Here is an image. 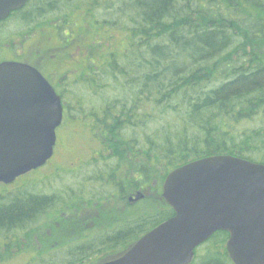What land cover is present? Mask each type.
Instances as JSON below:
<instances>
[{"label":"trees","instance_id":"obj_1","mask_svg":"<svg viewBox=\"0 0 264 264\" xmlns=\"http://www.w3.org/2000/svg\"><path fill=\"white\" fill-rule=\"evenodd\" d=\"M80 3L98 37L93 45L108 49L101 57L89 54L87 70L60 78L61 87L53 83L64 106L59 131L76 122L93 159L79 183L131 194L156 174L162 185L173 170L205 157L230 155L264 164V0H30L0 22V51L6 37L13 42L60 14L70 25L66 33L74 34L81 26L71 16ZM73 83L84 89L77 91V85L72 92ZM39 191L0 193V251L5 248L8 255L0 264L16 260L10 247L27 255V264L41 254L31 251L33 243H25L24 236L57 193ZM160 197L162 204L138 219L70 245L64 252L72 260L64 257L58 264H87L85 258L103 250L132 246L175 215ZM228 239L227 231L213 233L191 264H234Z\"/></svg>","mask_w":264,"mask_h":264},{"label":"water","instance_id":"obj_2","mask_svg":"<svg viewBox=\"0 0 264 264\" xmlns=\"http://www.w3.org/2000/svg\"><path fill=\"white\" fill-rule=\"evenodd\" d=\"M29 0H0V22ZM62 97L35 66L0 62V182L37 169L53 156L63 121ZM163 196L175 215L122 256L99 264H190L195 249L227 231L235 264H264V164L218 155L167 176Z\"/></svg>","mask_w":264,"mask_h":264},{"label":"rangeland","instance_id":"obj_3","mask_svg":"<svg viewBox=\"0 0 264 264\" xmlns=\"http://www.w3.org/2000/svg\"><path fill=\"white\" fill-rule=\"evenodd\" d=\"M81 6L86 8L85 3H80L73 12L75 16H71L81 26L80 28L76 26V29H79L75 30L74 34L66 33V31L70 32L69 24L63 21L64 19L61 18L63 15L60 14L54 19L42 21L33 27V30H31V26L27 29V33L13 42H11L13 39L6 37L5 48L0 51V60L16 56L22 60L37 62L39 58L48 56L46 58L51 60L49 73L54 74L51 79L58 87H61V84H58L60 78L79 75L86 71L89 54L101 57L108 48L103 47L104 43H100L101 46H96V48L93 45V41L98 40V37L93 35L90 18L84 16L85 13H82L84 8L81 9ZM61 27L62 32H60ZM9 28H13L12 23ZM50 33L54 34V46L61 47L57 52L52 50V45H50L48 39ZM261 46L264 54V42ZM17 52H19L18 56ZM53 54L54 57H49ZM77 85V91L84 89L75 83L71 84L69 89L73 92ZM75 123L71 122V124H67L65 130L58 131L60 134L59 143L53 158L46 165L19 177L8 185L0 183V193L5 190L13 192L18 188L26 187H29V190H42L39 192H43V194H51L53 191L57 193V200L52 204L53 206L51 205L52 207L39 221L30 223L29 226L36 223L35 227L24 236L27 237L24 240L25 243H33L31 251L37 248L41 254L48 253V255L41 257L39 254L38 259L35 258L33 263L28 262V264H49L51 259L52 263L58 264L63 262L64 257L71 261L72 259L64 252L70 245L88 237H96L104 232H110L120 224L136 220L139 215H144L150 209L162 204L160 194L163 195L165 181L162 185L158 182V177L161 174H156L157 177L155 175L150 185L139 188L131 194H121L116 189L114 192L102 191L97 188V185H86V187L79 183L84 179L85 173L93 168V159L88 154V150L84 149L82 142L86 137L84 133L81 134L80 127ZM129 176L135 177L132 173ZM84 190H86L85 193ZM103 192L105 197L100 196V193ZM6 200H3L4 203L7 202ZM1 242L3 241L1 240ZM130 247V244L113 247L99 252L102 255H94L85 258V260H88L87 264L103 263L121 256ZM10 252L17 254L16 260L12 264H27V255H21L19 250L12 247H10ZM2 258H8L5 248L0 251V262ZM78 264L81 263L78 262Z\"/></svg>","mask_w":264,"mask_h":264},{"label":"flooded vegetation","instance_id":"obj_4","mask_svg":"<svg viewBox=\"0 0 264 264\" xmlns=\"http://www.w3.org/2000/svg\"><path fill=\"white\" fill-rule=\"evenodd\" d=\"M50 32V31H49ZM49 41H50V45H52V50H54L55 52L59 51V49H61L60 46H54V34L52 35L51 33L49 34ZM17 56L19 55V52L16 53ZM48 57V56H46ZM46 57H43V58H39L37 62H32V61H26V60H20V61H23V62H26V63H29L35 67H37L45 77H47V79H49V81L51 83H54L51 81V76L53 73H49V66L51 65V60L46 58ZM49 57H54V54L49 56ZM16 60H19L20 58H15ZM14 60V59H13ZM54 75V74H53ZM131 198V197H130ZM212 236V235H211ZM229 240V239H228ZM206 242V241H205ZM204 242V243H205ZM228 242V241H227ZM203 244V243H202ZM201 244V245H202ZM226 246H227V243H226Z\"/></svg>","mask_w":264,"mask_h":264}]
</instances>
